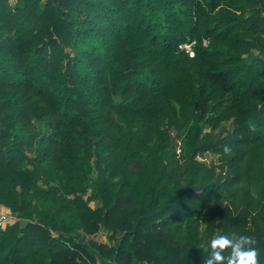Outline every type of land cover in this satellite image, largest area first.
I'll list each match as a JSON object with an SVG mask.
<instances>
[{"label":"trees","instance_id":"16d2710c","mask_svg":"<svg viewBox=\"0 0 264 264\" xmlns=\"http://www.w3.org/2000/svg\"><path fill=\"white\" fill-rule=\"evenodd\" d=\"M9 211L0 264H264V0H0Z\"/></svg>","mask_w":264,"mask_h":264},{"label":"clouds","instance_id":"9594fccd","mask_svg":"<svg viewBox=\"0 0 264 264\" xmlns=\"http://www.w3.org/2000/svg\"><path fill=\"white\" fill-rule=\"evenodd\" d=\"M198 247L203 254L207 253L203 255V264H260V247L248 234L233 231L218 235Z\"/></svg>","mask_w":264,"mask_h":264},{"label":"built area","instance_id":"2783aa9c","mask_svg":"<svg viewBox=\"0 0 264 264\" xmlns=\"http://www.w3.org/2000/svg\"><path fill=\"white\" fill-rule=\"evenodd\" d=\"M208 43L209 41L205 40V46H207ZM194 44H195L194 42L192 44H185L181 46V48H185L187 52L190 53L191 56H194V52L192 50V46ZM12 220H13V217L9 212L0 214V227H5L8 223H11ZM144 264H147V263H144Z\"/></svg>","mask_w":264,"mask_h":264},{"label":"rangeland","instance_id":"374dc122","mask_svg":"<svg viewBox=\"0 0 264 264\" xmlns=\"http://www.w3.org/2000/svg\"><path fill=\"white\" fill-rule=\"evenodd\" d=\"M205 130H208V128L206 127ZM205 159H206L207 162H211V161L214 160L215 158H214L212 155H207V156H205ZM9 213H10V211H9ZM15 221H16V219L13 217V220L11 221V223H14ZM95 239H96V241H98V242H104V241L106 242V241H107V235H106L105 232H101L100 234H98V235L95 237ZM81 240H83V239L80 238V241H81ZM100 264H114V263H112V262L107 263V262L101 260V261H100Z\"/></svg>","mask_w":264,"mask_h":264}]
</instances>
